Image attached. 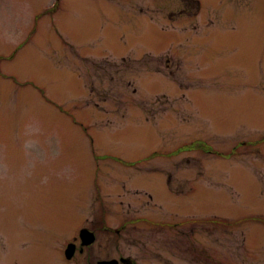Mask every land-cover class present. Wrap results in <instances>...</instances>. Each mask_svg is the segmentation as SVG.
I'll list each match as a JSON object with an SVG mask.
<instances>
[{
  "label": "rangeland",
  "instance_id": "1",
  "mask_svg": "<svg viewBox=\"0 0 264 264\" xmlns=\"http://www.w3.org/2000/svg\"><path fill=\"white\" fill-rule=\"evenodd\" d=\"M200 2L0 0V264L88 210L167 219L144 264H264V0Z\"/></svg>",
  "mask_w": 264,
  "mask_h": 264
},
{
  "label": "flooded vegetation",
  "instance_id": "2",
  "mask_svg": "<svg viewBox=\"0 0 264 264\" xmlns=\"http://www.w3.org/2000/svg\"><path fill=\"white\" fill-rule=\"evenodd\" d=\"M182 5L183 7L180 10V14L186 12L187 15H191L193 18L199 16L200 0H182ZM144 194L150 202L154 201L152 195L147 192ZM88 213L89 215L76 221L77 226H75V233H67V235L64 236L67 238L65 239L63 237L60 242L59 237L56 236V232H46L47 235H45V238L47 242L38 240L40 246L35 249L25 247V241L21 242L19 245L22 251L28 256H31L27 264H59L60 262L65 264H105L110 262H115L116 264H144L145 262L150 263L157 259L162 260L161 253L157 252L155 248L146 241L149 233L142 229L158 226L165 232L167 230V219L163 220L164 223L156 222L147 212L148 214H146L145 217L132 220V222H146L154 225L143 226L136 232L129 233L126 237L125 235L123 236V233L127 230V224L131 221H124L123 224L118 221V225L114 226L115 224L110 222L109 218L111 216H109L106 210H88ZM85 229L93 234V242H89L85 237L83 238V230ZM19 235L21 237V233ZM102 235H105L106 239H103ZM125 239L128 243L139 249L136 256H125L119 249L118 257L109 258L108 242L106 240L110 242L114 241V244L118 246L122 244ZM57 245L61 246L57 248ZM69 246L72 247L71 259L66 258V251ZM12 253L13 251L10 252V255H12ZM16 261L17 259L15 258L14 262Z\"/></svg>",
  "mask_w": 264,
  "mask_h": 264
},
{
  "label": "water",
  "instance_id": "3",
  "mask_svg": "<svg viewBox=\"0 0 264 264\" xmlns=\"http://www.w3.org/2000/svg\"><path fill=\"white\" fill-rule=\"evenodd\" d=\"M84 232L85 233H89L91 235V238L90 237H87V239L90 240L89 242H93L94 241L93 235L90 232H88L87 230H84ZM71 252H72V249L71 248L67 250V257L68 258H71V256H72L71 255ZM113 263L116 264L115 262H110V263H105V264H113Z\"/></svg>",
  "mask_w": 264,
  "mask_h": 264
}]
</instances>
